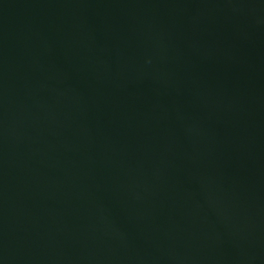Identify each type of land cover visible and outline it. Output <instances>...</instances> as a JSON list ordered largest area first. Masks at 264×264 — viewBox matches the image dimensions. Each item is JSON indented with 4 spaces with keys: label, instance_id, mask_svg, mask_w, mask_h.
<instances>
[{
    "label": "water",
    "instance_id": "1",
    "mask_svg": "<svg viewBox=\"0 0 264 264\" xmlns=\"http://www.w3.org/2000/svg\"><path fill=\"white\" fill-rule=\"evenodd\" d=\"M0 264H264V0H0Z\"/></svg>",
    "mask_w": 264,
    "mask_h": 264
}]
</instances>
